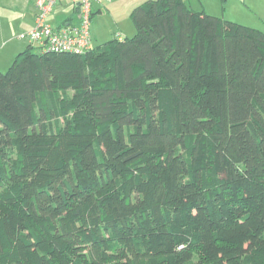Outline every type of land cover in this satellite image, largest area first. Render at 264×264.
Here are the masks:
<instances>
[{"label":"trees","instance_id":"1","mask_svg":"<svg viewBox=\"0 0 264 264\" xmlns=\"http://www.w3.org/2000/svg\"><path fill=\"white\" fill-rule=\"evenodd\" d=\"M130 18L0 71V264H264V31Z\"/></svg>","mask_w":264,"mask_h":264},{"label":"rangeland","instance_id":"2","mask_svg":"<svg viewBox=\"0 0 264 264\" xmlns=\"http://www.w3.org/2000/svg\"><path fill=\"white\" fill-rule=\"evenodd\" d=\"M101 1H103L107 7H102L101 13L94 12L92 15L90 24V35L91 39L93 38L92 44H95V35L98 40H102L103 42H106V40L113 36H118V33H120L122 37L132 36L135 32V27L130 18V12L133 7L144 0ZM186 2L195 11H203L207 14L222 17L226 20H231L264 31V15L257 9L261 6L250 5L249 0H186ZM94 5H96V3H94ZM15 15L16 17L11 18V22L15 28L14 31H12L13 33H10V42L7 43L8 45H4V47L0 44V71L2 72L7 70L14 59V56L8 58V55L3 54V52H1L2 47H10L11 44L24 45L25 43L23 40L15 37L23 28L18 25L20 15ZM17 52L18 51H16V54Z\"/></svg>","mask_w":264,"mask_h":264},{"label":"built area","instance_id":"3","mask_svg":"<svg viewBox=\"0 0 264 264\" xmlns=\"http://www.w3.org/2000/svg\"><path fill=\"white\" fill-rule=\"evenodd\" d=\"M58 1L60 0H36L33 27L19 32L17 37L41 52L81 54L88 51L92 48L90 38L92 2L101 0H72L71 7L77 11L78 22L55 27L51 20Z\"/></svg>","mask_w":264,"mask_h":264},{"label":"crops","instance_id":"4","mask_svg":"<svg viewBox=\"0 0 264 264\" xmlns=\"http://www.w3.org/2000/svg\"><path fill=\"white\" fill-rule=\"evenodd\" d=\"M35 1L36 0H0V44H2L3 47H4V45H8L7 43L10 42V40H9L10 39V33L12 31H14V28H15L11 22V18L16 17L15 14L20 15V19L17 18L19 21L18 25H19V27H23L22 30H20L19 32L28 30L31 27H33L34 15H35ZM94 3H96V5H94ZM249 3L252 6H261L257 9L259 11H261L264 15V0H249ZM71 5H72V0H60L56 3V5L54 7L55 8L54 9V15H53V18L51 20L53 26L60 27L61 25L74 24V23L78 22V17L75 16V15H77V11L75 8H72ZM102 7H107V5L103 3V1H100V2L93 1L92 2L91 19H92V15L94 12L101 13ZM91 19H90V24H91ZM108 34H109V32H108ZM117 35L118 36H113V37H117L119 39L123 38L120 33H118ZM15 37H17V35ZM90 38H91V35H90ZM100 39H101V37H100ZM102 39H104V38H102ZM92 41H93V38L91 39V44H92ZM24 42H25L24 45L11 44L10 47H5V48L2 47L1 52H3V54L8 55V58L10 56L15 57L16 51L19 52V51L23 50L28 45V43L26 41H24ZM94 42H95V44L94 45L92 44V47L97 46V45H101L104 43L102 40H98L96 38V35L94 36Z\"/></svg>","mask_w":264,"mask_h":264}]
</instances>
